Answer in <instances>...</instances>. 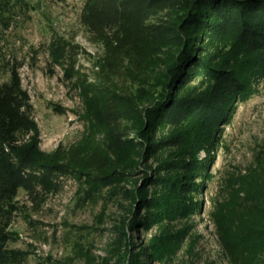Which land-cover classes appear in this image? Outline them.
I'll use <instances>...</instances> for the list:
<instances>
[{
    "label": "trees",
    "instance_id": "trees-1",
    "mask_svg": "<svg viewBox=\"0 0 264 264\" xmlns=\"http://www.w3.org/2000/svg\"><path fill=\"white\" fill-rule=\"evenodd\" d=\"M85 17L96 31L124 28L163 48L167 80L144 107L108 85L86 84L94 106L84 114L81 137L47 152L20 64L6 68L7 79L0 74V264L24 259L22 250L9 247L21 190L39 205L66 178L79 181L83 204L107 194L130 202L124 239L131 264L174 262L198 239L193 215L207 176L200 152L214 144L233 102L247 97L252 76L264 77V0H88ZM222 38L244 48L243 69L221 58L215 43ZM198 77L206 85L189 87ZM209 212L231 264H264V152ZM150 229L152 238L136 240ZM50 264L78 263L68 258Z\"/></svg>",
    "mask_w": 264,
    "mask_h": 264
},
{
    "label": "rangeland",
    "instance_id": "rangeland-1",
    "mask_svg": "<svg viewBox=\"0 0 264 264\" xmlns=\"http://www.w3.org/2000/svg\"><path fill=\"white\" fill-rule=\"evenodd\" d=\"M87 4L88 0H0V74L7 79L6 68L20 64L41 131V148L47 152L67 149L81 137L84 114L94 106L86 84L108 85L144 107L160 95L167 80L163 48L124 28L94 30L86 22ZM215 44L228 65L243 69L244 48L230 38ZM244 70L252 73L250 68ZM249 81L247 97L233 102L229 120L215 133L214 144L200 152L207 161V176L193 215L198 239L174 262L155 264H231L209 210L224 196L228 184L264 152V77L253 75ZM206 83V78L198 77L189 87L203 88ZM56 106L64 113L56 111ZM82 195L74 178H66L61 190L39 205L21 190L17 199L21 209L10 228L15 238L9 244L23 251L21 264L68 258L92 264L109 257L115 264H131L125 259L124 239L125 232H130V202L107 194L83 204ZM154 233L155 229L143 230L136 240H148Z\"/></svg>",
    "mask_w": 264,
    "mask_h": 264
}]
</instances>
